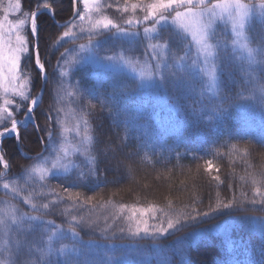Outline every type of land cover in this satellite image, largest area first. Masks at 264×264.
<instances>
[{
	"label": "trees",
	"instance_id": "obj_1",
	"mask_svg": "<svg viewBox=\"0 0 264 264\" xmlns=\"http://www.w3.org/2000/svg\"><path fill=\"white\" fill-rule=\"evenodd\" d=\"M8 2L0 0V15ZM38 2L49 3L52 9V15L42 11L37 17L41 62L45 64L48 79L46 83L44 81L45 92L34 110L35 122L19 129V143L15 137L3 140L1 155L9 164V170L0 178V183L21 178L37 161L38 155L48 153L51 144L48 133H52L53 140L60 132V126L47 119L48 115H56L55 108H65L60 117L63 114L77 117L73 110L84 109L83 120L88 121V135L91 137L86 150L87 158L77 154L75 170L70 171L72 176L78 173L87 176L95 170L101 182L97 184L94 178H89L83 184H76L72 179L47 177L42 187V191L49 192V197L57 201L45 216L65 226L73 217L78 218L82 222L76 230L81 238L85 242L95 241L91 251L83 248L77 257L82 264H110L113 258H122L125 254L128 258L125 257L119 264H259L264 255V229L254 218L264 217V212L254 210L259 205L254 206L248 200L255 197V188L259 187L264 192V183L253 185L249 175L259 178L258 174L264 171V147L256 143L264 136V113L251 102H240L229 111L217 114L212 113L211 105L216 103L215 97L221 95L227 107L237 100L239 93L250 95L253 82H264V63H261L258 54V49L264 47V27L257 24L248 31L250 45L256 47L252 61L239 57L227 37L217 43L220 47H216L215 64L219 87L212 92L202 75L183 64L178 71L185 75L191 71L192 75L187 77L191 89L161 88L155 84L138 88L139 80L126 73L72 64L61 70L60 54L65 48L76 49L79 48L77 45H87V35L74 30L78 37L76 43L69 40L57 51V41L65 31L59 25L73 16L72 0H21L20 14L36 11ZM106 2L113 7L105 9V14L122 22L123 13L116 8L117 4L122 6L124 0ZM76 8L80 9L79 0ZM26 33L31 40L30 24L26 26ZM163 37L165 35L161 34V41ZM169 45L168 61L177 64L173 50L178 47V42L173 41ZM127 48L126 44L109 40L101 55L121 51L125 56L143 59L144 46L141 42L134 44L130 51H126ZM181 52L184 49L179 47L178 53ZM63 71L67 75L61 76ZM27 75L33 98L43 83L34 58ZM60 80L68 82L66 92L58 91ZM77 81L82 88L101 99L110 97L114 89L118 99L120 94L126 93L120 115H115L111 108H102L92 97L68 96L67 92L76 91L72 85ZM89 100L96 104L95 108L89 106ZM24 116L25 110L15 114L16 119H23ZM118 161L125 166L119 171L116 170ZM208 161L213 165L211 172L206 171ZM2 171L0 164V173ZM216 176H219V181L214 179ZM62 186L69 187L72 198ZM76 193L80 194L78 198ZM0 197L12 201L29 214L37 213L23 200L1 191ZM233 198L243 201V206L221 209L216 215L205 218L196 225L199 231L185 228L175 236L158 237L156 241L129 238L123 234L115 238L100 235L109 227L121 205L125 206L123 209L153 205L165 209L175 218L177 214L207 211L209 204L214 207L217 202L228 203ZM30 200L36 203L43 199ZM157 216L162 214L158 212ZM109 229L108 235L119 236L122 227ZM35 235L28 237L33 247L31 252L26 250L21 255L23 264H32L41 254L38 249L43 250L44 259L50 260L51 264H63L66 257L75 255L47 252L42 245L33 243L38 233ZM177 237H186L182 245L174 243ZM106 243L122 245L110 247ZM9 257L11 261L16 259Z\"/></svg>",
	"mask_w": 264,
	"mask_h": 264
},
{
	"label": "snow or ice",
	"instance_id": "obj_2",
	"mask_svg": "<svg viewBox=\"0 0 264 264\" xmlns=\"http://www.w3.org/2000/svg\"><path fill=\"white\" fill-rule=\"evenodd\" d=\"M79 3L83 5L82 10L77 9V0H72L73 4V16L74 20H70L63 25H59L65 28L62 36L57 41L56 50L59 47H63L64 43L69 40L75 44L78 39L76 33L73 31L74 28L79 27L81 35L87 33L88 43L80 44L78 50L75 48L69 49L65 48L64 52L60 54L61 60H65L66 57L71 56L72 59L69 61L70 64L82 65L90 64L97 68L109 69L117 73L128 72L133 73L140 80L138 88L144 87L145 81H150L154 83L157 87H175L177 89H191L192 85L188 80V76H191V71L187 74H181L178 69L181 65L175 63H169L168 59L164 57L163 54H154L152 59L155 61V65H149L144 63L143 65L138 64L136 60L125 55H101V50L104 49V45L109 41H119L122 45H128L126 51H130L131 47L140 42L149 41L147 47L152 49L153 53L156 52L158 44H152L150 41L158 40L160 37L159 29L165 27L174 26L173 35L178 41H183L184 34H190L191 39L199 44L205 50V61L209 57H214V53L209 50L212 45L209 44V40L214 38V29L220 21L225 18L231 21L232 32L235 36L240 37L248 26L253 27L257 23L261 27H264V0L258 6L255 4H245L241 0H216L215 3H210L208 0H137V2L130 3L129 0H124V4L121 6L117 4L116 10L121 13L131 12L132 16L127 19H123L122 23H119L108 15L105 14V9L112 8L111 3H107L106 0H79ZM21 0H9L6 7L2 10L4 15L0 17V138L4 137H15L17 142L20 140L19 129L29 123L35 122L34 110L38 107L41 98H32L29 91L30 80L28 78V71L31 68V62L34 58L36 67L39 69L41 76L43 77L45 83L47 82V75L45 73V64L41 62V52H40V37L38 35V24L37 17L41 15V12H52L51 5L49 3L36 4V11L23 12L22 18H17L15 20L10 19L11 14L21 12ZM137 10L144 13L142 19L136 17ZM255 13V16L253 15ZM95 14V15H93ZM81 23L78 25L76 21ZM86 22L87 27L84 26ZM151 22L152 27L143 28V36H141L138 30L141 24ZM30 24V35L31 40H29L26 33V26ZM123 25L129 26L128 28ZM132 26H136L137 30H130ZM97 37L101 39H96ZM171 39V36L169 37ZM167 46V45H166ZM217 48L220 47L219 44L216 45ZM258 54L261 57V63H264V47L258 49ZM249 58L252 57V51L248 52ZM58 67L60 61L57 62ZM195 67V65H193ZM167 71H163V70ZM264 72V69H262ZM61 76L67 75V72H61ZM212 87H219V80L216 75L215 69L207 73ZM159 77V79H157ZM264 80V76H262ZM59 92H66L68 85L67 81L60 80L59 82ZM76 89L73 92H67L68 96H77L80 98L92 97L100 103L102 108H111L115 115H120V108L123 99L127 97L126 93L120 94V98H117L116 89L110 97L99 98L94 97L88 89L82 88L80 82L77 81L75 85H72ZM216 103L211 105V111L213 114L222 113L229 111L232 107H236L240 102H251L259 110L264 113V82L255 81L253 82V91L250 95L238 94L237 100L233 101L225 107V98L221 95L215 97ZM90 107L95 108L96 104L88 101ZM21 110H25V116L22 120H17L15 114ZM76 111L77 117H79L78 122L75 125L74 131L76 136H80V120H82L85 126V133H87V120H83L84 109L73 110ZM52 112V108L49 109ZM55 116L48 115L47 119L52 121L55 125H61L60 120L61 113H65V108L57 107L55 108ZM212 117H209L211 119ZM127 123V122H125ZM10 124V127L8 126ZM48 139L52 141V133H48ZM86 140H91V137L85 135ZM261 147H264V136H261L256 140ZM102 154V153H101ZM67 155V152H65ZM45 158L41 155L36 157L37 161H42ZM4 158L0 156V162H3ZM98 163V161H97ZM5 168L9 165L4 163ZM63 167L64 171L60 172L59 169ZM71 170H75V165H71ZM125 167L121 162H117L116 170ZM213 170V165L211 161L207 162L206 171L211 172ZM130 172V169H126ZM219 171V169H216ZM39 174L40 179L43 180L45 176L49 178H63L65 180L72 179L76 184H83L87 182L89 178H94L99 184L100 178L96 171H91L87 176L83 173H78L72 176L71 171L68 166L58 165L57 163L52 164V169L49 171L39 165L31 168L30 174ZM3 175V174H0ZM251 176V182L253 185L258 183H264V171L256 175L249 174ZM219 181V176L214 177ZM243 179V177H242ZM64 192L69 193L70 198L72 194L69 191V187L62 186ZM3 188L5 190L10 189L9 183H4ZM23 189V185L12 186L10 191L15 195H19ZM79 193H76V198L79 197ZM255 197H258L255 198ZM255 197L248 200L252 205H259V208L254 209L264 212V192L261 191L259 187L255 188ZM90 199V198H89ZM26 204H29L32 211L41 212L42 209L46 210L50 207L48 203L42 205H37L36 203H31L29 199H25ZM169 207H171V201L168 202ZM243 201H238L233 198L228 203L217 202L213 207L211 204L208 205L207 211L196 212L192 214L191 212L186 214H177L175 219L172 218L168 211L163 208H158L153 205H149L147 208H131V216L128 217L130 221L135 220L136 228L133 230L129 227L128 232L132 237H139L143 233L142 238H151L152 241H156L158 237L175 236L177 232L184 230L185 228H193L194 232L199 231L196 225L202 223L203 220L209 216L216 215L221 209H231L233 207H242ZM125 206L121 205V211ZM187 207V206H186ZM160 212L162 217H168L167 227L156 226L152 231H149L147 227V220L136 219L137 213L140 217H144L146 214H151L153 219H156V213ZM43 213L41 215H30L27 212L19 210L14 205H7L4 208H0V235L5 237L4 246L0 248L3 254L8 256H14L15 261L11 260H0V264H23L20 257L27 250L32 251V245L28 237L34 233L41 231L47 234L46 243L49 245V252L51 251V244L54 240H62L65 236V232L59 229L52 221H46L43 218ZM259 221L260 226L264 229V217L254 218ZM75 220V217H73ZM161 220V225L163 224ZM79 224V222H77ZM144 225V227H141ZM26 226V227H25ZM69 230L72 236L76 238L79 243L74 244L73 248L70 250L75 253L74 256H68L63 261V264H82L78 260V256L84 247H93L95 241L89 240L87 242L83 241L79 237V233L76 232L72 224H69ZM121 232L124 229H120ZM189 235H192L191 233ZM124 239V237H121ZM186 237H177L174 243L183 244ZM11 240L13 247H8V241ZM40 255L32 261V264H51L50 260H45V253L42 249H38ZM61 254H65L63 247L57 249ZM116 264H119V257L113 258ZM259 264H264V255H262Z\"/></svg>",
	"mask_w": 264,
	"mask_h": 264
},
{
	"label": "rangeland",
	"instance_id": "obj_3",
	"mask_svg": "<svg viewBox=\"0 0 264 264\" xmlns=\"http://www.w3.org/2000/svg\"><path fill=\"white\" fill-rule=\"evenodd\" d=\"M145 2H147V1H145ZM208 2L215 3L216 0H208ZM241 2L245 3V4H249V3L255 4L257 6V10H258V6L261 3V0H241ZM82 8H83V5L80 4V9L82 10ZM3 15H4V12L2 11L0 17H2ZM93 15H95V14H93ZM143 15H144V13L137 10L136 17L142 19ZM253 15L255 16V13ZM122 16H123L122 20L127 19L128 17L132 16V13L131 12L123 13ZM17 18H22V15L20 13H15V14L10 15V19H12V20H15ZM76 23L79 25L81 22L77 20ZM119 23H122V22L119 21ZM257 24H259V23H257ZM84 26L87 27L86 22H84ZM123 26L126 28L129 27L127 25H123ZM144 27H152L151 22H147V23L141 24L139 26L138 30L140 31L141 36H143V28ZM253 27H255V26H253ZM253 27H251V28H253ZM251 28L246 26V28L243 32V35H241L240 37H237L232 32L230 20L225 18L223 21H220L214 29V32H215L214 38L209 40V44L212 45V48L209 50H211L214 53V57H209L207 59V61H205V50L199 44H197L195 41H193L191 39L190 34L181 33V35L184 36V40L181 42V41H178L175 38V36L173 35L174 26L165 27L163 29H159V27H158V31L160 32V35L161 34L165 35V37H163L162 41L160 38H158V40L150 41V43H152V44H158L159 45L156 49V52L153 53L152 49L147 47V44L149 43V41H144V42H141V44L144 46V53L142 55L143 59L139 60V59H136L134 56H130V55H129V57L135 58L134 60H136L138 62V64H140V65L147 63L149 65L154 66L155 61L152 59V56L154 54H157V55L163 54L164 57L166 59H168V53H169V50H171L169 43L173 42V41H177L178 42V47H176L177 52L175 53V51H174L176 48L173 50V54L176 55L175 59H177L176 63L179 65H182V64L186 65L187 67H189V69H192L196 73L202 75L204 77L206 83H207L208 90L212 92L215 90V87L210 86L211 81H210L207 73L209 71L215 69L216 75H217V65L215 64V62H216L215 61V59H216L215 58V53H216L215 51H216L217 43L221 42L223 40V38L227 37L228 39H230L229 44H231L232 49L234 51L238 52L239 57L252 61L255 57V54H256V49H255L256 47L254 48L250 45V39H249L248 31L251 30ZM74 30L76 33L81 34L79 31V27L74 28L73 31ZM130 30L136 31L137 27L134 26ZM83 35H87V33H84ZM170 36H171V39H169ZM77 46H79V45H77ZM179 47L183 48L184 52L178 53ZM77 48L78 47H76V49ZM249 50L252 51L251 59L249 58V55H248ZM115 54L124 55L121 51H119ZM169 57H171V56L169 55ZM71 59H72V57L68 56V58H65V60H62L61 70H62V68H66V69L68 68V65L70 64L69 61H71ZM82 65H90V64H82ZM193 65H195V67H193ZM90 66H92V65H90ZM92 67H94V66H92ZM95 68H97V67H95ZM97 69H103V68H97ZM104 70H109V69H104ZM121 73H126V74L133 76L139 80V78L137 76H135L131 72H128L127 70H125L124 72H121ZM42 81H43V83H42L41 88L43 87V91H42V96H43V94L45 92V83H44L43 77H42ZM139 82H140V80H139ZM153 84L154 83H152L150 81L144 82V86H151ZM41 88H40L39 92L33 98L38 97V95L41 92ZM29 89H30V87H29ZM0 102H2V101H0ZM17 120H21V119H17ZM60 120L62 121V124L59 125L60 126V132L52 140V142H50L51 144L49 145V151L46 155L43 156L45 159L42 161H36L34 164H32L24 172V174L22 175L21 178L16 179L14 181L13 180H7V181H4L3 183H0V191L1 192L5 193L8 196L17 198L19 201H21V200L25 201V199L30 200L32 198L33 199L42 198L43 200L36 202V204L38 206L42 205L44 203H48L50 205V207L48 209H46V210L42 209L41 212H39V213L37 212L35 214L33 213L30 215H40V213H43L44 217H42V218L44 220L52 221L56 226H58L59 229H62L65 232V236L62 240H59V241L54 240L51 244V251L50 252L57 254V255L60 254L57 251V249H59L61 247L64 248L65 253H73L70 250L73 248V245L78 244L79 241L72 236V233L69 230V224H72V226L76 230V228L80 225V222H82V221L78 218H75V220L70 219L68 221V223H69L68 226L67 225L65 226V225H60L58 223H55V221L53 219L47 218L45 215L49 214L47 212H50L51 209H53V206L55 204H57V201H56V199H54V198L52 199L51 197H49V194H50L49 192L47 193V192L42 191V187L44 186V183H45L44 180L48 176H45V178L43 180H41L40 175L38 173L37 174H30V170H31V168L39 165L40 167H43V168L51 171L53 163H57L58 165L68 166L69 170H70L71 169L70 166L75 165V159H76L77 154H80L82 157L87 158L86 150L88 148V143H89V140L85 139V135H87L88 137H89V135H88V131H87V133H85V126H84L82 120L79 121L80 122V136L75 135L74 128H75L76 123L79 120V117H76L73 115L63 114V116L60 117ZM1 150H2V145L0 148V156H2ZM65 152H67V155H65ZM4 163H7V162L5 160H3V162H0L1 166L3 167V171L1 173H4V171L6 169L9 170V167L5 168L3 166ZM59 171L63 172L64 168L61 167L59 169ZM4 183H9L10 189L12 186H20V185H23V189L20 192V194L17 196L14 193H12L10 191V189L5 190L3 188ZM30 202L33 203L31 200H30ZM23 203L30 208L29 204H26L25 202H23ZM7 205H14L19 210H22L19 206L15 205L12 201L0 197V208H4ZM23 212H25V211H23ZM53 214H55V212ZM157 214H158V212L156 213V219H153L152 215L150 213L146 214L142 218L140 217L139 213H137L136 219L147 220V222H148L147 227H148L149 231H152L153 228L156 226H163L166 228L167 227L166 221H167L168 217H162V216L158 217ZM130 216H131L130 209H123L122 211H121V209H119L116 212L115 217L112 219V221H110L109 227L108 228L106 227L107 229H104L103 233H101L100 235L102 237L109 236L110 238H115V237H120L123 234V236L129 237V238H134V239L142 238L143 233H141V236H139V237H132L129 234V232H128L129 227H131L133 230H135V228H136L135 220L130 221L128 219V217H130ZM173 219H175V218H173ZM161 220L164 221L162 225H161ZM77 222H79V224ZM117 226H120V227H122V229H124L123 232L120 231L118 233L119 236H115L114 234H109V235L107 234V232H110L109 228L116 229ZM141 227H144V225H141ZM76 232L79 233L77 230H76ZM37 233H38V236L36 239H33L34 240L33 243H38L39 245H42V247L45 248V250L47 252H49V245L46 243L47 234L43 233L41 231H38ZM37 233H35V234L37 235ZM79 237L81 238L80 234H79ZM4 240H5V237L0 235V248H3ZM106 244L109 245L110 247L122 245V244L115 245L114 243H112V244L106 243ZM8 247H10V248L13 247L11 240L8 241ZM84 248H87L89 250L93 249V247H90V248L84 247ZM125 257L128 258L127 254H125L122 258H120L119 263L121 260L125 259ZM0 260H10V257L9 256L6 257L3 254V252L0 251ZM109 263L115 264L116 262L112 259L111 261H109Z\"/></svg>",
	"mask_w": 264,
	"mask_h": 264
},
{
	"label": "water",
	"instance_id": "obj_4",
	"mask_svg": "<svg viewBox=\"0 0 264 264\" xmlns=\"http://www.w3.org/2000/svg\"><path fill=\"white\" fill-rule=\"evenodd\" d=\"M78 1V0H77ZM51 15H52V12L50 13ZM74 19V16H72L68 21H70V20H73ZM68 21H66V22H68ZM65 22V23H66ZM65 23H62V24H60V25H63V24H65ZM44 80V79H43ZM42 91H43V87L41 88V92H40V94L38 95V99H40L41 98V95H42ZM41 100V99H40ZM23 119H24V117H23ZM22 120V119H21ZM5 138H7V137H4V138H0V148H1V145H2V142H3V140L5 139ZM8 172V170L6 169L5 171H4V173H1V174H5V173H7ZM3 175H0V178L3 176Z\"/></svg>",
	"mask_w": 264,
	"mask_h": 264
}]
</instances>
